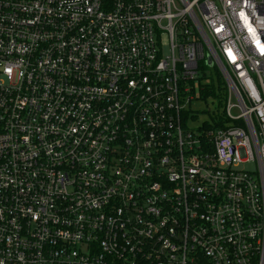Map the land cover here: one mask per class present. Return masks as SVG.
Returning <instances> with one entry per match:
<instances>
[{
  "label": "built area",
  "instance_id": "obj_1",
  "mask_svg": "<svg viewBox=\"0 0 264 264\" xmlns=\"http://www.w3.org/2000/svg\"><path fill=\"white\" fill-rule=\"evenodd\" d=\"M0 264H264V0H0Z\"/></svg>",
  "mask_w": 264,
  "mask_h": 264
},
{
  "label": "trees",
  "instance_id": "obj_2",
  "mask_svg": "<svg viewBox=\"0 0 264 264\" xmlns=\"http://www.w3.org/2000/svg\"><path fill=\"white\" fill-rule=\"evenodd\" d=\"M203 80H205L202 83L201 90L203 100L207 101V99H211L213 104L217 103L208 113L211 118H214L218 115L217 112L222 110L221 108L227 93V84L219 70H215L211 76H205Z\"/></svg>",
  "mask_w": 264,
  "mask_h": 264
},
{
  "label": "rangeland",
  "instance_id": "obj_3",
  "mask_svg": "<svg viewBox=\"0 0 264 264\" xmlns=\"http://www.w3.org/2000/svg\"><path fill=\"white\" fill-rule=\"evenodd\" d=\"M164 41L165 43L167 42L165 36H164ZM165 51H168V47L165 44ZM217 105V103L215 102L214 104L211 102V99H207V101L204 100H197L195 102H193L192 104V108L195 110L196 112V116L194 117H190V121L189 124L192 128H198L199 125H201V123H203L204 121H207L210 119V116L208 115L209 111L213 109V107ZM234 114H238L239 110L235 109L233 110Z\"/></svg>",
  "mask_w": 264,
  "mask_h": 264
}]
</instances>
